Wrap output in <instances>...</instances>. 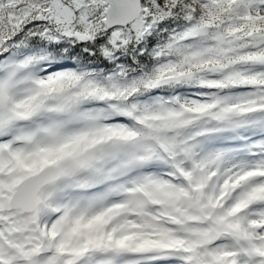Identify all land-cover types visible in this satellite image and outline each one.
I'll return each instance as SVG.
<instances>
[{
	"label": "snow or ice",
	"instance_id": "6c2138e0",
	"mask_svg": "<svg viewBox=\"0 0 264 264\" xmlns=\"http://www.w3.org/2000/svg\"><path fill=\"white\" fill-rule=\"evenodd\" d=\"M0 264H264V0H0Z\"/></svg>",
	"mask_w": 264,
	"mask_h": 264
}]
</instances>
